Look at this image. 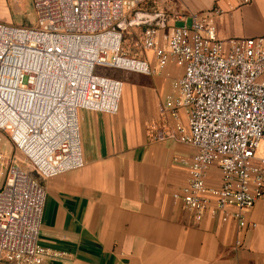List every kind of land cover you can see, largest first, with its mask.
<instances>
[{
  "label": "built area",
  "instance_id": "1",
  "mask_svg": "<svg viewBox=\"0 0 264 264\" xmlns=\"http://www.w3.org/2000/svg\"><path fill=\"white\" fill-rule=\"evenodd\" d=\"M33 2L35 28L0 23V131L37 175L16 167L0 139V264L61 258L40 245L43 182L85 167L81 111H120L124 82L97 74V68L152 76L147 52L160 69L174 64L184 71L174 85L177 98H168L162 109L176 121L175 129L152 127L149 137L196 150L183 162L189 171L185 208L197 222L233 221L246 229L248 212L264 198V157L257 155L264 145V36L223 41L211 17L195 15L190 26L188 18L176 16L183 25L162 38L170 18L144 14L147 0ZM135 27L144 29L129 56L123 44ZM214 167L222 175L218 189L207 183Z\"/></svg>",
  "mask_w": 264,
  "mask_h": 264
},
{
  "label": "crops",
  "instance_id": "2",
  "mask_svg": "<svg viewBox=\"0 0 264 264\" xmlns=\"http://www.w3.org/2000/svg\"><path fill=\"white\" fill-rule=\"evenodd\" d=\"M193 6V14L212 18L223 41L264 36V0H200ZM181 25L170 20L161 37ZM140 29H133L131 43ZM143 58L155 73L124 78L118 114L80 112L85 167L43 182L40 245L61 254L44 264H264V198L248 212L246 229L233 221L197 222L185 208L189 171L183 162L196 150L149 137L152 127L175 129L162 109L168 98H177L174 85L184 71L174 64L160 69L151 52ZM179 120L186 128L184 111ZM207 183L221 187L217 167Z\"/></svg>",
  "mask_w": 264,
  "mask_h": 264
},
{
  "label": "rangeland",
  "instance_id": "3",
  "mask_svg": "<svg viewBox=\"0 0 264 264\" xmlns=\"http://www.w3.org/2000/svg\"><path fill=\"white\" fill-rule=\"evenodd\" d=\"M198 1L200 0H147L142 8V12L150 15L164 13L171 21H174L176 16H184L186 18L193 17V15H195L193 14L195 13L193 5ZM36 22L37 16L33 0H0V23L14 27L35 28ZM191 24L192 21L189 22V26ZM133 29L125 36L123 44L124 53L129 56L133 55L131 53L133 50L131 49V40L136 36ZM96 73L99 75L114 77L122 82H124L125 77L130 76L127 72L112 71L104 68H97ZM0 139L2 149L5 151L8 158L14 161V165L19 167L22 171L30 174L34 179H37V175L31 164L27 161L24 155L18 151L9 134L0 131ZM257 155L260 158L264 157L263 144L258 150Z\"/></svg>",
  "mask_w": 264,
  "mask_h": 264
}]
</instances>
